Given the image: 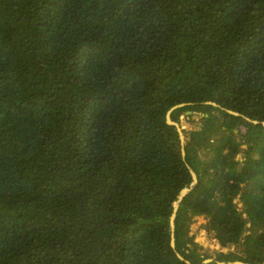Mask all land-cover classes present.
Here are the masks:
<instances>
[{
	"label": "trees",
	"instance_id": "obj_1",
	"mask_svg": "<svg viewBox=\"0 0 264 264\" xmlns=\"http://www.w3.org/2000/svg\"><path fill=\"white\" fill-rule=\"evenodd\" d=\"M262 121L264 0H0V264H264Z\"/></svg>",
	"mask_w": 264,
	"mask_h": 264
},
{
	"label": "rangeland",
	"instance_id": "obj_2",
	"mask_svg": "<svg viewBox=\"0 0 264 264\" xmlns=\"http://www.w3.org/2000/svg\"><path fill=\"white\" fill-rule=\"evenodd\" d=\"M213 112H216L213 110ZM206 115L205 113L202 112H190V111H186L183 112L182 114H180L179 116V128L182 131V136L184 139V146L186 143V140L190 137L189 136V131L193 130V129H197L201 126V122L203 121L202 116ZM220 116V115H219ZM218 116V120L215 121L212 125V129L215 128L216 125H219L220 127V117ZM172 120V119H171ZM173 121V120H172ZM222 129V127H221ZM223 132V131H221ZM210 134H213L210 133ZM234 136L237 140H239L241 138V136L238 134V132L234 133ZM197 145V143H196ZM196 151L199 152L198 154L200 155V159L203 157L204 153H202L204 146H196ZM244 148V145H240V150L241 152L238 153L234 159L237 158V156L243 159L244 154L242 153V150ZM185 150V149H184ZM243 163H245L243 161ZM238 206H240V204H238ZM205 223V218L202 216H196L194 217V221L193 223L190 224L189 226V231H188V236H191V241L198 243L199 245V250L200 252H204V253H208L211 255V258H214V255L216 254L217 251H227V250H233V251H237L238 250V246H233V247H220L218 245V243L215 241V238H213V235L210 232H207L206 229L203 227Z\"/></svg>",
	"mask_w": 264,
	"mask_h": 264
},
{
	"label": "water",
	"instance_id": "obj_3",
	"mask_svg": "<svg viewBox=\"0 0 264 264\" xmlns=\"http://www.w3.org/2000/svg\"><path fill=\"white\" fill-rule=\"evenodd\" d=\"M208 103H211V104L215 105L214 102H208ZM182 105H184V103L175 105V106L171 107L168 110V112L166 114V122L169 123V124H173L175 127H177V131L179 133L180 143H181V153H182L183 156H185V150H184L185 149L184 148V142L185 141H184L183 136H182V131L180 130L178 123L175 122V121H172L171 118H170V112L173 109H175L176 107H180ZM227 111L229 113H231V114H234V115H240L239 113H237L235 111H232V110H227ZM252 123L257 124L258 121L253 120ZM261 125L264 127V121L261 122ZM235 131H237V129H235ZM189 171H190V174L192 176V182L190 183L189 187H185L179 192V194L177 196V199L173 203V212H172V214H171V216L169 218L170 219L169 231H170V236H171V241H170L171 246H174V225H175L174 224V219H175V216H176V212H177L178 206H179L182 198L192 189V187L197 182V176H196L195 172L193 171V169L190 166H189ZM212 260H213L212 258H206V259L203 260V263H208V262H210ZM233 262L236 263V264H253V263L242 262V261H238V260L233 261ZM220 263H224V262H218V264H220Z\"/></svg>",
	"mask_w": 264,
	"mask_h": 264
}]
</instances>
